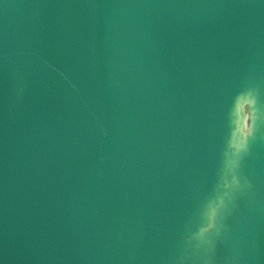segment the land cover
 Wrapping results in <instances>:
<instances>
[{
	"label": "water",
	"instance_id": "obj_1",
	"mask_svg": "<svg viewBox=\"0 0 264 264\" xmlns=\"http://www.w3.org/2000/svg\"><path fill=\"white\" fill-rule=\"evenodd\" d=\"M0 264H264V0H0Z\"/></svg>",
	"mask_w": 264,
	"mask_h": 264
},
{
	"label": "clouds",
	"instance_id": "obj_2",
	"mask_svg": "<svg viewBox=\"0 0 264 264\" xmlns=\"http://www.w3.org/2000/svg\"><path fill=\"white\" fill-rule=\"evenodd\" d=\"M252 108H253V105H252ZM252 116H253V112H252ZM253 125V124H252ZM229 148H232L233 147V144L231 142V139L229 141V145H228ZM246 147V143L241 147V148H238L237 151L235 153H233V155L235 154H238L239 152H241L243 149H245ZM225 155L227 156L228 155V152L225 153ZM233 167L235 166V161H231L230 162ZM238 183V180L236 178L235 175L232 176V180L229 182L227 180H225L224 182V185L227 186V187H231L232 184H237ZM204 211H205V214H208V213H211V215L213 217H215V215L217 214V212H219V208L217 207V197L215 198H210L206 205H205V208H204Z\"/></svg>",
	"mask_w": 264,
	"mask_h": 264
}]
</instances>
